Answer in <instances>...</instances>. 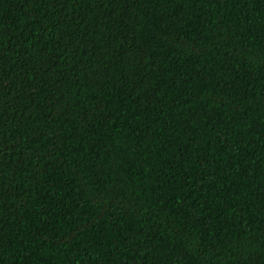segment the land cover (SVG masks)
I'll use <instances>...</instances> for the list:
<instances>
[{"label": "trees", "instance_id": "trees-1", "mask_svg": "<svg viewBox=\"0 0 264 264\" xmlns=\"http://www.w3.org/2000/svg\"><path fill=\"white\" fill-rule=\"evenodd\" d=\"M0 264H264V0H0Z\"/></svg>", "mask_w": 264, "mask_h": 264}]
</instances>
